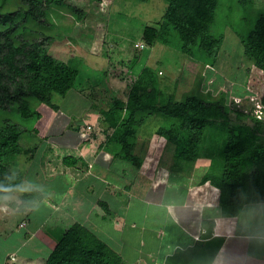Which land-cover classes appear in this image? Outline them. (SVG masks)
Returning a JSON list of instances; mask_svg holds the SVG:
<instances>
[{"label": "trees", "instance_id": "16d2710c", "mask_svg": "<svg viewBox=\"0 0 264 264\" xmlns=\"http://www.w3.org/2000/svg\"><path fill=\"white\" fill-rule=\"evenodd\" d=\"M164 1L168 3L166 14L159 27L149 26L145 29L144 41L150 46L161 43L205 65L214 66L225 40V35H217L214 27L226 5L222 0ZM228 1L229 9L236 5V9L243 11L242 21H254L248 33L235 30L234 34L243 46L245 58L264 72V6H260L259 11L255 9L257 3L264 0ZM112 3L113 0H108L107 5L111 6ZM12 6L5 8V4L0 5L1 16L6 14V19H0V113L9 115L7 111L13 109L22 119L38 121L41 115L34 110L35 102L45 103L56 112L63 113L59 106L53 104V98L65 97L75 90L79 70L50 54L45 41L51 38L44 28L50 15L56 13L54 11L80 16L82 12L67 6L64 0H13ZM100 11L99 8L94 9L96 14H100ZM9 18L12 20L7 25ZM177 39L180 45L175 43ZM130 87L127 103L116 100L113 108L100 113L87 112L89 116L86 120L68 125L70 130L86 134L87 139L80 149L85 155L92 143L104 136L100 149L111 157L115 169L120 168L122 163L139 169L143 158L136 156L138 138L158 133L167 143L175 146L173 165L183 172L188 173L194 164L203 159L210 160L208 170L199 183H209L220 191L219 208L223 215L236 217L245 205L264 203V152L258 150L259 145L249 130L231 126L230 112L220 99L205 98L192 92L177 102L173 94L162 93L158 75L147 67L139 71L137 80ZM4 121L1 118L0 198L21 191L23 178L21 175H11L9 167L12 159L24 152L21 145L23 137L30 139L29 130ZM34 131L37 132V129ZM57 157L56 167L60 158L61 165L84 174L96 166L92 162L89 165L93 160L91 156ZM98 170L102 172L100 175L105 173L101 168ZM64 174L54 180L68 177ZM107 175L103 177L107 178ZM48 185L52 192L58 190ZM56 201H59L58 197L50 200L46 193L31 188L23 195L19 210L23 213L31 210L27 217L33 221L31 215H39L40 205L48 207L46 210L53 209ZM98 207L93 214H100L108 225L113 218L123 220L120 212L117 217L113 215L117 208L103 202ZM44 220L47 218L41 224ZM82 221L77 219L67 231L46 229V240L50 243L51 251L44 264H124L123 258L108 245L106 238ZM25 226L23 223L21 228ZM106 231H110L109 226ZM115 233L118 237L138 238L137 230L123 225Z\"/></svg>", "mask_w": 264, "mask_h": 264}, {"label": "rangeland", "instance_id": "374dc122", "mask_svg": "<svg viewBox=\"0 0 264 264\" xmlns=\"http://www.w3.org/2000/svg\"><path fill=\"white\" fill-rule=\"evenodd\" d=\"M12 1L1 0L0 5L5 4V8H13ZM64 1L67 6L82 12V15L54 11L57 15L52 13L44 28L49 32L48 35L51 38V40L45 41V46L49 47L50 54L79 70V79L75 90L70 91L65 97L53 98V104L59 106L63 113L56 112L45 103L39 102H35L33 105L34 110L41 115L38 121L22 119L18 111L13 109L7 111L9 115L0 113V121L1 118H4V122L16 124L30 132V139L27 140L23 137L21 142L24 152L13 158L9 167L11 175L22 176V189L19 193L0 198V264H43L51 251L47 244L48 240H46V229L60 228V230L67 231L77 221L78 218L70 212V208L52 209L51 207L46 210L48 207L45 205L38 207L39 215L36 217L31 215L33 221H30L27 215L31 210L26 213L19 210L22 197L31 188H36L42 193H46L50 200H53L55 196L69 202L72 197L76 198L80 183L75 189L72 188L73 193L70 192L69 185L78 181L80 172L71 168H66V170L60 164V158L59 167L55 165L58 154L64 153L63 148L58 145V142H61L63 138L57 139L64 133L59 131L64 130L67 125L78 124L81 119L86 120L89 116L86 115L87 112L100 113L102 110L113 108L116 100L127 103L130 85L135 83L139 71L143 67L149 68L158 75L159 88L162 93L164 91L166 95L173 94L177 102L192 92L198 96L204 95L205 98L220 99L223 106L230 112L231 126L249 130L250 134H254V140L259 145L258 150L264 152V106L262 105L264 72L245 58L243 46L234 34L235 30L248 33L254 25V21H242L243 11L236 9V5L229 9L230 1L222 0L226 7L223 8L214 31L218 32L217 35L220 33L225 35V40L216 64L211 66L161 43L150 46L144 41L145 29L149 26L159 27V23L166 14L168 3L164 0H113L111 6L107 5L108 0ZM100 3L102 4L100 5ZM260 6L263 7L264 2L259 1L255 9L259 11ZM96 8L103 12L100 11V14H96L94 12ZM254 12L256 11L254 10ZM5 15L1 16L0 14V19H6ZM251 15L256 17L255 14ZM11 20L7 19V25ZM178 41L177 39L175 43L180 45ZM173 46L176 47L174 44ZM98 116L101 117L100 114ZM34 129H37V132ZM65 132L67 133V131ZM86 137V134L82 133V143L87 139ZM64 141L66 144L74 145L71 146V149L75 150L73 156L82 157L80 145L76 139L73 141L65 139ZM101 142L102 140H97L92 143L90 150L96 148V152H102ZM174 153L175 146L167 143L158 133L138 138L136 156H140L148 163V165L146 164L147 169H151V171L155 169L154 173L158 176L157 179L161 180V188L169 186L170 192H177L176 199L178 200L183 199L190 188L193 193L191 198L199 196L197 188L202 175L208 170L210 160L199 161L187 173V171L183 172L174 167ZM39 159L40 161H38ZM98 159L100 160V158ZM39 162L42 167L38 165ZM100 162L102 164L104 161ZM122 165L129 166L124 163ZM142 165L144 167V164ZM141 167L139 169L133 167L136 170L135 173L140 172ZM66 171L68 179L54 180ZM127 173L128 175H123L121 172L119 175L123 180V186H120L121 193L126 190L127 184L135 182L137 185L135 191L132 190L129 194L130 203L125 210V219L129 221L130 216L133 218L135 214H142L145 210L151 212L152 209L141 200L147 199V195L138 198L137 194L142 191V194H146L147 187L142 186L138 189L141 179L138 176V179L134 178L132 171L130 173L127 171ZM129 174L131 176L127 177ZM183 174L193 180L185 188L186 190L183 189V182L178 183L180 179H177L184 176ZM48 184L53 185L55 190L58 189V192H52V188ZM129 186L131 188V185ZM60 189L61 191H59ZM164 199L166 198L164 197ZM195 199L197 200V198ZM46 201L47 199H45ZM132 201H136V203L131 206ZM131 208H142L143 211L132 213ZM74 214L76 215L75 211ZM117 214H119L118 211L113 213L114 216ZM120 214L122 215L121 212ZM42 217H46L47 220L41 224L44 219ZM81 218L82 222L93 228L92 230H95L98 235L116 239H106L108 245L115 251L121 253L123 246L127 245L128 250L133 253H129L127 256L123 255L128 258V261L124 259V264H136L138 257H135L134 253L139 252L141 248L136 245L139 237L133 240L129 236L117 238L118 236L115 235L114 225L116 228H121L124 219L113 218L108 225L100 218V214L90 215V220L86 214H82ZM170 222L167 225L168 233H178L180 230L176 224L172 220ZM23 223L26 226L21 228ZM108 226L109 232L106 231ZM135 227L137 226L135 225Z\"/></svg>", "mask_w": 264, "mask_h": 264}, {"label": "crops", "instance_id": "0c3cea01", "mask_svg": "<svg viewBox=\"0 0 264 264\" xmlns=\"http://www.w3.org/2000/svg\"><path fill=\"white\" fill-rule=\"evenodd\" d=\"M68 128L67 125L64 130L59 131L64 135L57 137V139L63 138L61 142H58L64 152H62L64 155L58 154L61 156H71L75 151L74 148L71 149V146L74 145L66 144L65 139H69V141L76 139L80 149L83 144L81 132H74ZM98 139L104 140V136ZM96 150V148L90 151L86 150V155L81 150L80 153L82 156H88V158L91 156L93 158L91 162L96 165L95 167L105 171L103 175L109 174L107 178L100 175L101 172L95 167L85 174L80 173L78 181L69 185L70 192L73 193L72 188L75 189L80 183L76 198L72 197L70 202L58 198L59 201H56L54 206L55 208H71L72 211L70 209V212L74 214L75 211L78 219H82V214H86L88 220L94 210L99 208L100 202L117 208V211L122 213L123 226L137 230L136 234L139 240L136 245L141 248L139 252L134 253L135 257H138L136 264H264V203L247 204L238 216H226L222 214L219 208L220 191L209 183L198 185L199 196L191 198L193 193L190 188L185 197L178 200L176 199L178 197L177 192H170L169 186L160 187L161 180L160 178L157 179L158 176L154 173L155 169L152 168V171L147 169L148 163L144 160V167L142 165L138 173H135L136 170L129 164L128 167L122 165L115 169L111 157L104 151L96 152ZM95 153L96 156L93 157ZM100 161L104 162L100 164ZM127 171L129 173L134 172L133 177L137 178L138 176L141 179L139 180L141 185L138 186V189L142 186L147 187L146 194H142L143 191L137 194L138 198L147 195V199L141 200L152 209L151 212L146 210L142 212V208H131L132 213L142 212V214H135L133 218L130 216L129 221L125 219V210L130 203L129 194L132 190L135 191L137 185L135 182L132 183L133 186L130 183V188L127 184L126 190L121 193L120 186H123V180L119 175L121 172L123 175H128ZM64 175L68 176L67 171ZM183 175L178 183L183 182L182 186L185 189L193 180L189 179L188 175ZM130 176L131 174L127 177ZM65 178L68 179V177ZM134 194L136 193L134 192ZM135 203L136 201H132L131 206ZM100 213L102 216L104 215L102 210ZM170 220L180 230L178 233H168L167 225L171 223ZM114 230H117L115 225ZM104 237L109 240H116L110 236ZM47 244L50 246V243L47 242ZM127 248L128 246L124 245L121 253L118 252L126 261L128 258L123 255L127 256L129 253H133H127Z\"/></svg>", "mask_w": 264, "mask_h": 264}]
</instances>
